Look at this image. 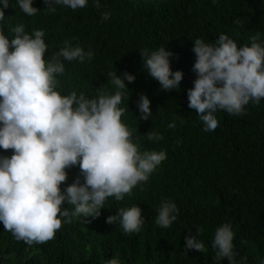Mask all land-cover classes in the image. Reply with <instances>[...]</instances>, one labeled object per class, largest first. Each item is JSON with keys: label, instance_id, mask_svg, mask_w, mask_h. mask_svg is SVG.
Here are the masks:
<instances>
[{"label": "trees", "instance_id": "obj_1", "mask_svg": "<svg viewBox=\"0 0 264 264\" xmlns=\"http://www.w3.org/2000/svg\"><path fill=\"white\" fill-rule=\"evenodd\" d=\"M100 4L97 8L89 0L75 11L57 6L54 14L42 10L27 16L16 0H9L0 24L5 34L18 24L29 33L44 30L49 45L45 57L65 40L91 49V61L64 62L65 73L58 77L62 94L76 90L93 98L98 89L115 91L109 73L135 75L134 82H126L130 96L120 105L125 108L121 119L133 129L141 151H165L167 158L131 196L122 201L108 198L99 217H89L90 223L80 218L62 224L55 238L43 244L17 241L0 223V264H106L114 256L122 264H219L211 241L223 223L232 225L237 264L243 257L247 264H259L264 260V99L259 105L250 102L244 116L217 111L218 127L206 132L188 107L187 90L196 78L193 41L211 43L225 34L238 46L248 44L257 31L264 33V0H100ZM33 6L45 8L43 0H34ZM104 12L111 14L108 20L102 19ZM161 46L176 54L170 58L173 71L184 73L179 91L161 90L142 69L139 49ZM139 94L151 101L153 116L148 120L138 118ZM173 121L176 127L168 128ZM152 131L164 139L148 141L146 134ZM0 154L11 155V150ZM68 173L66 183L71 184L79 168ZM162 200L175 202L179 209L168 228L155 223ZM133 205L143 210L139 233L125 234L117 223H106L116 210ZM196 230L206 253L186 250L185 236Z\"/></svg>", "mask_w": 264, "mask_h": 264}, {"label": "clouds", "instance_id": "obj_2", "mask_svg": "<svg viewBox=\"0 0 264 264\" xmlns=\"http://www.w3.org/2000/svg\"><path fill=\"white\" fill-rule=\"evenodd\" d=\"M43 3L45 8L40 9L33 6L34 0H16L27 16L42 10L54 14L57 6L75 11L89 0ZM93 3L101 7L100 0ZM9 6V0H0V22ZM110 15L104 12L102 19ZM45 35L42 29L29 33L23 24L5 34L0 24V150H11V155L0 154V223L28 246L54 239L62 224L80 218L90 223L88 218L99 217L108 198L122 201L131 196L167 158L165 151H141L133 129L121 119L125 108L120 105L130 96L126 82H134L136 76L127 71L119 76L116 71L109 73L115 91L98 89L93 98L76 90L62 94L58 77L65 73L64 62L91 61L93 52L65 40L58 51L45 57L49 51ZM139 52L147 77L163 91H179L184 73L171 67L175 53L166 46ZM192 52L196 78L187 90L188 107L195 110L204 131L218 127L217 111L244 116L250 102L259 105L264 99V33L257 31L241 46L225 34L211 43L197 38ZM150 104L146 94H139V120L153 116ZM175 127V121L168 124V128ZM146 136L148 141L164 139L154 131ZM73 167L79 168V174L67 184L68 170ZM142 211L138 205L120 208L106 223H117L125 234L139 233L144 225ZM157 213L156 225L168 228L177 220L179 209L175 202L162 200ZM234 235L231 223L216 228L211 248L219 264L224 259L237 264ZM185 245L186 250L207 252L198 230L185 236ZM106 264L122 262L114 256ZM240 264H247V257Z\"/></svg>", "mask_w": 264, "mask_h": 264}]
</instances>
